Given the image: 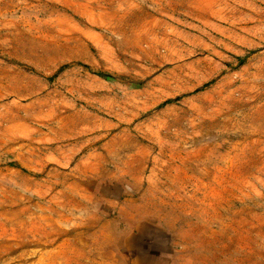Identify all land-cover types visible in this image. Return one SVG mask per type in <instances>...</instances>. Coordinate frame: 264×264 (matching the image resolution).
<instances>
[{"label":"rangeland","instance_id":"obj_1","mask_svg":"<svg viewBox=\"0 0 264 264\" xmlns=\"http://www.w3.org/2000/svg\"><path fill=\"white\" fill-rule=\"evenodd\" d=\"M0 264H260L257 0H0Z\"/></svg>","mask_w":264,"mask_h":264},{"label":"trees","instance_id":"obj_2","mask_svg":"<svg viewBox=\"0 0 264 264\" xmlns=\"http://www.w3.org/2000/svg\"><path fill=\"white\" fill-rule=\"evenodd\" d=\"M99 77H102V78H107L106 76H104L103 74H97Z\"/></svg>","mask_w":264,"mask_h":264},{"label":"crops","instance_id":"obj_3","mask_svg":"<svg viewBox=\"0 0 264 264\" xmlns=\"http://www.w3.org/2000/svg\"><path fill=\"white\" fill-rule=\"evenodd\" d=\"M115 252V251H114Z\"/></svg>","mask_w":264,"mask_h":264}]
</instances>
